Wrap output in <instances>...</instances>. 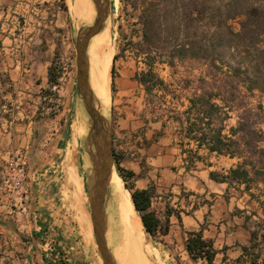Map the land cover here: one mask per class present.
Segmentation results:
<instances>
[{"label":"crops","instance_id":"obj_1","mask_svg":"<svg viewBox=\"0 0 264 264\" xmlns=\"http://www.w3.org/2000/svg\"><path fill=\"white\" fill-rule=\"evenodd\" d=\"M57 23L14 22L4 28V22H0V169L22 151L27 163L26 191H34L35 197H45L49 203L58 199L57 190L49 194L57 181L58 193L64 198L67 163L72 162L85 187L91 168L87 131L78 135L72 124V135L57 128L36 135L43 120L46 93L56 87L48 82V68L57 49L55 40L61 32L55 26H67L66 22ZM75 34L72 30V39ZM116 54L108 113L113 151L120 165L133 173L128 179L133 188L149 190V209L167 225L162 239L168 242L175 264H254L253 258L261 264L264 184L257 181L246 187L245 182L212 179L210 171L225 174L240 159L212 151L204 143L197 145L193 137L219 124L224 125L223 133H229L238 120L234 108L227 110L225 119L215 118L209 126L204 105H193L191 98L208 89L198 80L206 75V64L189 67L185 77L190 83L186 86L176 85L172 92L163 87L148 91L136 78L145 69L142 56H136L133 50ZM158 73L169 83L168 66H161ZM215 101L220 103L219 99ZM262 103L264 106V98ZM193 123L199 129L193 130ZM261 127L264 131V120ZM188 128L192 129L189 135ZM3 190L0 185V264H56L60 254L54 243L44 241L41 227L45 221L48 226L55 223L48 217L50 211H38V206L30 205L27 213H22L25 208L18 204L22 192L14 196L13 190ZM85 225L87 233L92 234L90 218ZM52 229H57L53 240L63 256H68V264H88L87 247L76 241L70 228L62 225ZM198 231L215 250L211 263L205 258H190L185 249L188 233Z\"/></svg>","mask_w":264,"mask_h":264},{"label":"trees","instance_id":"obj_2","mask_svg":"<svg viewBox=\"0 0 264 264\" xmlns=\"http://www.w3.org/2000/svg\"><path fill=\"white\" fill-rule=\"evenodd\" d=\"M237 17L242 19L240 29L234 32L227 21ZM138 21L140 40L131 43L135 55L143 58L145 69L136 78L146 90L157 87L174 90L159 76L158 69L163 65L173 68L186 61L208 63L214 71L198 79L203 85L207 84L208 89L191 98L193 105L197 102L204 105L205 123L209 126L215 118L225 119L227 110L238 111L237 123L229 133H223L224 125L219 124L199 136L193 135L197 145L204 143L212 151L240 159L227 173L212 170L210 177L217 181L245 182L246 187L257 181L264 184V131L261 127L264 120V0H145ZM240 48L246 55L237 59V53L241 55ZM116 57L117 54L112 53V90ZM235 57L236 62L232 60ZM58 77L59 71L52 61L48 68L49 84H56ZM219 77L224 78L221 85L217 84ZM189 83L186 79L185 86ZM252 98L256 101L254 104ZM192 125L193 130L199 129L195 123ZM190 131L192 129L188 128V135ZM114 160L145 232L164 243L162 235L167 233V225L161 224L149 209V190L134 189L128 182L133 173L120 165L115 153ZM185 249L190 258H205L208 263L212 262L215 252L200 231L188 233ZM56 252L60 254L56 264H68L58 249ZM253 263L256 264L255 258Z\"/></svg>","mask_w":264,"mask_h":264},{"label":"rangeland","instance_id":"obj_3","mask_svg":"<svg viewBox=\"0 0 264 264\" xmlns=\"http://www.w3.org/2000/svg\"><path fill=\"white\" fill-rule=\"evenodd\" d=\"M144 1L145 0H110L111 7L108 13V17L112 21L109 46L110 55L113 53L114 56L117 52L119 55V52L122 50H126L127 52L132 51L133 45L131 42L138 41L140 36L138 14L144 5ZM77 2L78 0H0V22H4V28L14 22L67 23L66 27H61L60 25L55 26V29L59 28L61 31L58 38L55 40L57 49L53 60L59 71V77L56 87L54 88L55 92L50 91L46 93L47 98L43 103L44 113L41 115L43 120L39 123L40 127L36 129V135L39 131H42V133H50L51 130H55L56 128L60 131L66 130L72 135L74 133L72 124L76 126L78 135L86 133V127L84 128V124H81L80 104L76 93L75 36L74 39H72L73 37L71 36L72 30L75 34L78 27L73 20L74 9L76 8ZM241 19L242 17L228 19L227 24L236 32L240 29ZM82 23H85V16ZM36 45L40 46L41 44ZM262 48H264V43H262ZM239 50L241 55L237 53V59L242 55H246V53L242 52L241 48ZM237 59L235 57L232 60L236 62ZM198 64L199 62L197 61H186L182 64H176L173 68H169L170 77H168L167 80L170 84V89L176 87L177 84L185 85V76L187 75L189 67H195ZM204 67L207 72L214 71V69L210 68L208 63ZM108 75V78H110V70ZM223 79V77H219L217 84H223ZM109 94V101H107V116H109L110 98L113 94L111 80ZM257 99L258 98H256V100ZM262 116L264 118V113ZM44 117L54 118L55 121H53L54 123H50V121ZM71 161L72 159H70V162ZM64 171L65 191L63 199H61V195L58 193V181V185L53 186L51 188L52 190L49 191V194H52L57 190L58 199L50 203L46 201L45 197H40L39 199L35 197L36 193H34V191L30 194L28 190L26 191L24 184L21 189H8L3 187V192L9 193L10 190H13L14 196L22 192L23 198L18 202L21 208H25L22 213H27L28 206L30 205L38 206V211H42V208L44 211L49 210L51 214L49 213L48 217L53 218L51 221H55V223L52 224L54 228L57 226L61 227L62 225L63 227L70 228L76 241L79 244H85L87 247V253L85 254L87 255L86 259L88 264H103L93 232L89 234L85 228V220L90 218L91 221L86 187L83 180L80 179L76 170L73 168L72 162L71 164H66ZM61 173L62 171L59 172L58 176ZM127 192L130 194L128 189ZM25 195H27V197H25ZM51 203L53 204L50 205ZM136 214L139 215L138 212H136ZM48 224L49 223L45 221L41 226L44 241L54 243L53 245L57 247L63 255L64 252L59 248L56 240H53L54 233L57 229H52V226H48ZM143 231L145 233L146 251L149 258L153 261V264H175L174 258L170 256L169 250L167 249L169 247L168 242L162 243L159 241L160 238L154 239L146 233L145 230ZM0 242L2 243L3 239H1ZM64 258H66L68 262V256H64ZM114 261L120 264L117 260Z\"/></svg>","mask_w":264,"mask_h":264},{"label":"bare ground","instance_id":"obj_4","mask_svg":"<svg viewBox=\"0 0 264 264\" xmlns=\"http://www.w3.org/2000/svg\"><path fill=\"white\" fill-rule=\"evenodd\" d=\"M109 0V10H110ZM86 13V14H85ZM92 24L95 16L93 0H78L73 20L76 25ZM112 21L105 19L103 26L91 36L87 46L88 80L95 99V107L106 115L110 96L112 58L109 52ZM81 124L86 127V115L80 106ZM86 163V162H85ZM87 170V168L85 169ZM106 241L112 257L120 264H153L145 247L144 227L136 214L134 203L115 166L107 179L104 195ZM117 264V263H116Z\"/></svg>","mask_w":264,"mask_h":264},{"label":"water","instance_id":"obj_5","mask_svg":"<svg viewBox=\"0 0 264 264\" xmlns=\"http://www.w3.org/2000/svg\"><path fill=\"white\" fill-rule=\"evenodd\" d=\"M95 16L92 24L81 23L76 29V93L86 115L87 151L91 168L86 179L87 201L90 208L92 232L103 264H116L107 245L104 195L107 179L116 166L112 146L111 122L95 107V99L88 80L87 46L89 39L105 22L109 0H93Z\"/></svg>","mask_w":264,"mask_h":264},{"label":"built area","instance_id":"obj_6","mask_svg":"<svg viewBox=\"0 0 264 264\" xmlns=\"http://www.w3.org/2000/svg\"><path fill=\"white\" fill-rule=\"evenodd\" d=\"M26 165V156L22 151L11 156L1 166L0 185L8 189H21L26 176Z\"/></svg>","mask_w":264,"mask_h":264}]
</instances>
